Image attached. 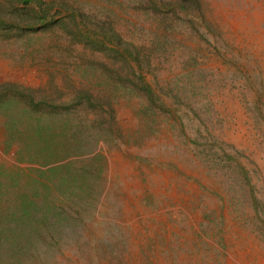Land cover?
<instances>
[{"label":"rangeland","instance_id":"rangeland-1","mask_svg":"<svg viewBox=\"0 0 264 264\" xmlns=\"http://www.w3.org/2000/svg\"><path fill=\"white\" fill-rule=\"evenodd\" d=\"M0 264H264V0H0Z\"/></svg>","mask_w":264,"mask_h":264}]
</instances>
